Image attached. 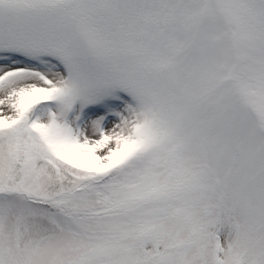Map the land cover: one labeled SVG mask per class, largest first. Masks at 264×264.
Masks as SVG:
<instances>
[{
  "label": "snow or ice",
  "instance_id": "obj_1",
  "mask_svg": "<svg viewBox=\"0 0 264 264\" xmlns=\"http://www.w3.org/2000/svg\"><path fill=\"white\" fill-rule=\"evenodd\" d=\"M0 264H264V0H0Z\"/></svg>",
  "mask_w": 264,
  "mask_h": 264
}]
</instances>
